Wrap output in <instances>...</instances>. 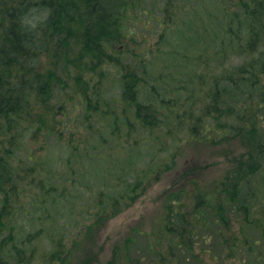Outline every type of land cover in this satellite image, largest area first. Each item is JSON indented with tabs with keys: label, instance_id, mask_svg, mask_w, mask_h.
I'll return each instance as SVG.
<instances>
[{
	"label": "rangeland",
	"instance_id": "rangeland-1",
	"mask_svg": "<svg viewBox=\"0 0 264 264\" xmlns=\"http://www.w3.org/2000/svg\"><path fill=\"white\" fill-rule=\"evenodd\" d=\"M22 1L31 4V9L24 18L29 28H38V26L49 28L57 20L61 23L65 22L71 28H95L94 24L99 20L97 7L88 5L82 0H62L58 15H54L55 19H52V9L47 6V0H40V3L35 0H11L8 3L17 5ZM102 1L105 3L107 0ZM163 1L146 0L144 7L147 11L159 13L160 8L164 7ZM204 1L188 0V4L184 5L182 0L179 5L182 11L177 9L175 13L181 14L192 8L197 9ZM226 2L230 9H235L234 2L231 0ZM3 3L4 0H0V50L3 46L2 35L6 25ZM173 4L175 7L178 5L175 2ZM61 7L63 9H60ZM175 7H170V13H173ZM170 13L164 14L162 20L165 24L162 28H158L155 21L148 22L149 15L143 18L139 16L137 21L135 18L131 21L130 26L135 25L134 21L138 22L131 29L141 34L142 43L139 42L134 50V42L129 41L130 50H128L122 46L123 43L117 41L114 46L116 52L108 50L116 60L121 61L122 65H117L118 72L109 64H105V61L100 64L93 60L91 57L97 51L90 52L91 55L87 54L83 42L77 38H69L68 42L62 43L63 38L58 35L50 45L53 47L51 50L46 46V50L41 55L39 68L44 73L56 72L58 77L64 80L62 88L56 84L58 91L56 100L64 101L65 98L75 95L76 89L83 90L82 82L77 84V80L81 78L83 82H88L86 84L87 88L89 87L88 96L91 103L100 109V114L94 117L90 114L89 119L83 123L85 122L87 126L90 122L97 123L96 129H99L101 135L97 131L93 133L92 129L87 130L81 124L84 120V107L80 106L81 103L72 101L71 104H67L71 118L64 124L75 127L78 119L81 120L80 132L85 137L88 136L89 145H97L100 148L103 136H108L113 128L114 117L126 116L124 112L127 105L122 100V96L120 97L121 79L125 75L121 68L130 63L132 55L138 62L139 76H142L143 81L140 85L142 86L140 98L158 110L156 117L159 118L160 127L153 130L145 128L141 133L137 131L139 140L137 142H134L133 134L129 137L131 142L127 143L123 139L124 129L113 134L104 149H99L95 153L104 156L105 160L97 161V166L104 170L103 176L93 178V175L86 173L84 190L77 194L70 192L73 197L68 198L70 201L68 205H72L51 213L50 218L56 219L54 229L48 227V219H43L40 208L33 209L30 213L37 220L33 224L20 218V226L14 232L16 236L8 232L15 241H22L28 237L37 239L39 252L46 254L53 248L57 249V244L62 242L66 245L63 248L69 251V264H196L193 262L196 260L188 254L187 249L171 248L172 237L167 229L169 226L167 206L170 198L172 199L175 193H179V190L184 188L187 194L176 199L184 201V206L190 204L187 208H191L195 201L194 196L202 191L211 204V209L205 211L206 216L211 221L209 223L211 229L216 230L218 223L213 207L217 208L224 202L229 204L222 183L233 176L230 174L231 171L256 164L264 154V111L251 110L244 106V112L238 117L239 107L233 102L232 96L228 95L233 90L231 84L225 79L216 80L218 76L222 78L223 73L230 75V70L239 66L244 58L219 62L215 60L210 48L206 50L202 43L196 45L198 40L189 42L190 44H182L178 41L177 34L171 36L168 41L160 39V34L169 29L167 16ZM10 20V25H13L14 21L11 17ZM170 29L175 30L176 25ZM180 30L185 34L186 28ZM180 42L181 44L177 45ZM103 47L102 52L105 53V42ZM196 47L198 49L201 47V52ZM252 57L254 59L255 56ZM263 58L264 55L257 57L256 60L263 62ZM214 90L225 96V106H220V112L214 113L213 110L208 114L209 109L205 104ZM236 98L242 104L245 102L244 95ZM105 111H110L112 116L105 115ZM254 115L258 120V134L251 136L248 132ZM219 116L220 119L215 121L214 118ZM105 123L108 126L106 130ZM198 124L200 126L194 128ZM66 133L71 132L66 131ZM27 135L28 133L26 136L21 134L20 139L30 141V148L36 150L35 162L31 163L36 164L40 169L48 167L50 170L57 168L62 170L68 158H64V149L60 147L63 143L58 142L55 152L50 156V161L45 163L39 156L43 155L40 146H36ZM51 145L56 147V142H52ZM163 149L165 151H162ZM171 157L173 160L170 164L163 166ZM88 162L89 160L84 163L88 166ZM68 164L67 161L66 165ZM44 180V177L36 178V193H40V186ZM192 180L200 182L199 186L194 185ZM246 181L251 185L254 195L256 193L258 196L256 209L261 213L264 206L261 202L264 196V170ZM138 182L140 186L136 187ZM170 194L171 197L168 198ZM114 200H119L117 202L119 212L112 218L104 217L99 221L102 217L98 215L102 213L100 203H105L107 212L106 207H111ZM78 205L81 207H77ZM19 211L29 212L27 208ZM233 218L236 219L235 215ZM25 219L28 220V217L25 216ZM37 232L41 233L37 234ZM64 232L69 233L63 238ZM207 233L208 231H201L202 236ZM212 250L215 252L214 248ZM35 253L37 257L40 256L37 251ZM28 254L22 264H40L38 262L40 257L38 260H33L30 253ZM256 254H264V249L258 248ZM207 255L210 256L204 258L205 264H217L211 252ZM49 260L50 256L46 255L40 262L51 264ZM226 264H238V261L226 260Z\"/></svg>",
	"mask_w": 264,
	"mask_h": 264
},
{
	"label": "trees",
	"instance_id": "trees-1",
	"mask_svg": "<svg viewBox=\"0 0 264 264\" xmlns=\"http://www.w3.org/2000/svg\"><path fill=\"white\" fill-rule=\"evenodd\" d=\"M9 1L5 0L3 3L6 25L2 35L3 46L0 50V264L13 262L22 264L25 261L24 257L29 256L28 253L33 260H38L40 257L38 260L40 264V260L46 255L50 256L51 264H69V251L63 248L66 245L62 242L57 244V249L53 248L46 254V252H39L37 239L28 237L22 241H15L8 232L14 234L20 226V218L30 224L37 221L30 215L36 208L41 209L44 220L48 219V227L54 229L56 219L50 218L51 213L72 205H68L70 202L68 198L73 197L70 192L77 194L84 190L86 173L93 175V178L103 176L104 170L97 166V161L105 160L104 156L95 155V153L99 149H104L113 134L124 129L123 139L127 143L131 142L129 137L134 134V142H137L139 141L137 131L141 133V130L145 128L153 130L160 127L159 118L156 117L158 110L140 98L142 87L140 85L143 81L142 76H139L140 69L134 55L131 56L130 63L121 68L125 75L121 79L120 97L122 96V100L127 105L124 112L126 116L120 117L117 116L118 113L115 114L117 117H114L113 128L108 136H103L100 148L97 145H89L88 136L85 137L80 132L82 126L78 117L77 126L65 125L64 123L71 118L67 104L78 101L81 103L80 106L84 107V120L81 124L87 130L92 129L93 133L98 132L97 123L94 125L90 122L89 127L83 121H87L90 114L92 117L100 114V109L91 103L88 96V82H83L81 78L77 80V84L82 82L83 90L76 89L75 95L65 98L64 101L56 100L58 92L56 84L62 88L64 80L59 78L56 72H42L39 63L46 46L48 50H51L53 47L50 45L58 35L63 38L62 43L68 42L69 38L82 41L87 54L91 55L90 52L97 51L91 57L93 60L100 64L105 61V64H109L118 72L117 65H122L121 61L116 60L108 50L116 52L114 46L117 41L123 43L122 46L128 50H130L129 41H132L135 50L142 43L141 34L131 28L138 23L135 21L139 16L143 18L149 15L148 22L155 21L156 26L162 28L165 24L162 18L164 14L170 13V7H175L173 4L175 2L178 5L172 10L173 13L167 16L169 29L160 34V39L168 41L171 36L177 34L178 41L182 44H190L189 42L198 40L196 45L202 43L206 50L210 48L215 60L219 62L244 58L239 66L230 70V75L223 73L222 78L218 76L216 80L225 79L231 84L233 90L228 95L232 96L233 102L239 107L238 117L244 112V106H247V109L264 111V58L263 62L256 60L257 57L264 55V0H231L234 2V10L230 9L226 0H205L197 9L192 8L181 14L175 12L179 9L182 0H164V7L160 8L159 13L147 11L144 7L146 0H107L105 3L102 0H82L98 9L99 20L94 24L95 28H71L60 20L55 21L49 28H41V26L29 28L24 18L29 13L31 4L22 1L17 5H10ZM35 1L40 3V0ZM61 1L47 0V6L52 9V19H55L54 15H58ZM183 1L184 5L188 4V0ZM64 3L67 7L65 1ZM77 5L79 7L78 2ZM180 8L179 10L182 11L181 6ZM10 17L14 21L13 25H10ZM134 18L135 25L130 26ZM174 25L176 29L171 30L170 28ZM180 28H186L185 34H182ZM104 42L105 53L102 52ZM196 49L199 50L197 47ZM252 56H255L254 59ZM239 95H244L243 104L236 98ZM224 97L219 91H212V96L205 104V107L209 109L208 114L213 110L214 113L220 112V106H225ZM106 114L110 116L112 113L105 111ZM220 117L214 120L217 121ZM199 121L200 118L198 123ZM197 126L200 124L194 128ZM257 126V116L254 115L248 132L251 136L258 134ZM107 127L105 123V130ZM66 131L71 133L68 134ZM26 133H28V139L33 140L36 146H40L43 155L39 156L43 162L50 161V156L60 142L63 143L60 147L64 149V158L68 157L66 160L69 164L66 165L65 160L66 164L62 170L59 168L50 170L48 167L40 169L36 164L31 163L35 162L36 150L30 148V141H21V134L26 136ZM98 134L101 135L100 132ZM52 142H56V147L51 145ZM260 158L256 164L231 171L230 174L233 176L222 183L223 192L227 193L229 204L224 202L217 208L213 207L218 223L216 230L211 229L209 224L211 221L206 216L205 211L211 209V204L202 191L194 196L195 201L191 208H187L190 204L184 206V201L176 199L187 194L186 189H180L172 199L171 194L168 196L170 203H167L169 211L167 229L172 237L173 250L187 249L188 254L196 260L193 261L196 264H205L203 260L210 256L207 255L210 252L214 261L217 260V264H226V260L231 259L237 260L238 264H264V254H256L258 248L264 249V206L261 213L257 212L258 196L256 193L254 195L251 185L246 181L264 170V154ZM88 160L87 166L84 162ZM172 160L173 157L163 166L169 165ZM36 174L45 178L40 186V193H36V178H38ZM105 178L107 179L106 174ZM192 183L197 186L200 184L196 180H192ZM139 186L140 182L136 183V187ZM66 194H68L67 197ZM118 201L114 200L111 207H106L107 212L105 203H100L102 213L98 215L102 217L99 221H102L104 217L112 218L119 212ZM261 202L264 204V196ZM24 208H27L29 212L19 211ZM233 215L236 217L235 220ZM203 230L208 231L207 235H201ZM67 233L69 232H64L62 237L64 238ZM36 251L40 256H36Z\"/></svg>",
	"mask_w": 264,
	"mask_h": 264
}]
</instances>
